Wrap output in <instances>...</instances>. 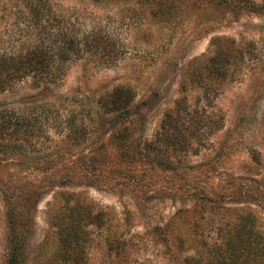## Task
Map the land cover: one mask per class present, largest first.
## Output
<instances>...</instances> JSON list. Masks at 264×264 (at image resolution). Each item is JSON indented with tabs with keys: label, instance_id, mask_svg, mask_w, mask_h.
Here are the masks:
<instances>
[{
	"label": "rangeland",
	"instance_id": "374dc122",
	"mask_svg": "<svg viewBox=\"0 0 264 264\" xmlns=\"http://www.w3.org/2000/svg\"><path fill=\"white\" fill-rule=\"evenodd\" d=\"M38 45L56 77L0 93V264H264V0H0V54Z\"/></svg>",
	"mask_w": 264,
	"mask_h": 264
},
{
	"label": "trees",
	"instance_id": "16d2710c",
	"mask_svg": "<svg viewBox=\"0 0 264 264\" xmlns=\"http://www.w3.org/2000/svg\"><path fill=\"white\" fill-rule=\"evenodd\" d=\"M75 42L74 39L69 38L66 40V45L74 48ZM45 48L44 45H38L25 53L20 52L18 55L0 54V93L13 88L15 82L23 78L29 77L35 79V81L43 79L53 80L56 77L51 76L53 72V55L50 49ZM114 103L117 104L116 101ZM124 104L127 103L125 102ZM1 121L0 136H4L7 124L1 123ZM9 216L13 218L14 215L9 214ZM23 258L24 254L18 245H15L7 264H22Z\"/></svg>",
	"mask_w": 264,
	"mask_h": 264
}]
</instances>
